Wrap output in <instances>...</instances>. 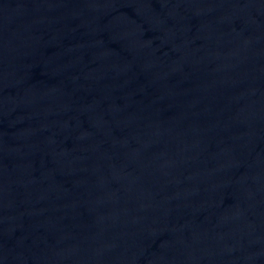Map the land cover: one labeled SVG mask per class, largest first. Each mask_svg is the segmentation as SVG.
<instances>
[{"label": "water", "instance_id": "1", "mask_svg": "<svg viewBox=\"0 0 264 264\" xmlns=\"http://www.w3.org/2000/svg\"><path fill=\"white\" fill-rule=\"evenodd\" d=\"M0 264H264V0H0Z\"/></svg>", "mask_w": 264, "mask_h": 264}]
</instances>
